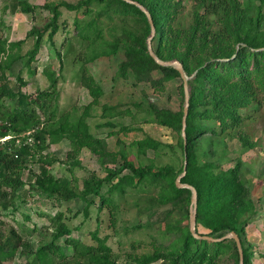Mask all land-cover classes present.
I'll return each mask as SVG.
<instances>
[{"label":"trees","instance_id":"obj_1","mask_svg":"<svg viewBox=\"0 0 264 264\" xmlns=\"http://www.w3.org/2000/svg\"><path fill=\"white\" fill-rule=\"evenodd\" d=\"M133 1L144 6L152 16L155 27L152 46L158 58L166 61L178 59L189 77L190 100L185 129L183 78L177 68L161 65L151 56L147 42L152 27L147 14L136 3L128 0L47 1L43 7L51 13L49 23L42 29L32 28L26 38L11 41L1 48V52L6 54V68L10 69L16 60L25 57V66L30 67L48 33L50 45L57 48L60 69L45 66L43 74L48 87L39 90L36 96L20 89L14 91L6 80H0V96H8L11 101L6 110H0V139L10 136L8 140L0 141V264L15 258L20 247L28 264H45V256L56 258L55 264H116L107 237L102 238L98 231L93 232L94 244L74 238L63 211L54 216L47 214L53 224L51 239L41 240L36 250L23 239L19 229L12 228L4 236L2 210L18 208L16 200L20 197V189L27 185L22 173L28 169V161L35 157H38L40 171L35 174L30 189L48 195L58 205L80 199L86 204V215L92 198L100 200V208L105 204L118 208L123 200L141 191L146 193L145 211L150 218L156 214L157 206L186 208L185 225L181 219L167 221V230L175 236L169 247L136 257L138 264L159 260L163 264H240L239 250L233 238L211 241L192 234L189 225L192 190L177 185L178 177L185 171L181 182L197 191L196 231L214 238L236 231L242 241L244 264H251L244 233L257 209L243 164L239 161L224 168L213 157H216L218 140L235 137L233 131L239 130L245 119L243 110H255L260 103L259 90L264 92V0H192V21L188 27L176 23L184 0ZM19 4L25 13H33L38 8L26 0H19ZM63 9L74 13L71 25L67 19H62ZM59 31L66 34L60 47L55 41ZM32 36H35L33 47L20 54L26 39ZM74 39L84 49L79 52L83 60L80 83L87 88L92 101L80 113L73 106L59 115L57 101L64 60L62 48L67 44L64 53L68 56L74 51ZM120 53L124 59L116 72L118 78H132L134 84L148 81L154 88H164L167 82L180 80L177 88L183 98L179 109L161 107L151 100L139 101L134 102L137 111L131 116L140 119L144 113L146 123H154L179 134L177 146L182 151L184 164L180 168L171 163L158 169L151 164L137 167L123 154V163L118 168H109L104 177L91 174L78 189L67 177L54 174L51 165L60 159L45 153V150L50 144L67 139L71 144L70 158H75L83 147L91 148L102 159L116 156L105 149L104 140L91 132L88 118L93 115V106L100 105L102 115L109 119L104 125L114 127L116 124L111 119L129 114L130 107L122 108L126 106L123 103H102L104 89L87 65L102 57L112 59ZM155 72L160 76L155 77ZM260 75L262 78L259 80ZM18 80L20 87L26 85L22 76L18 75ZM38 109L44 114L43 120ZM127 129V126L121 127V130ZM30 130H33V144L27 142L28 136L24 135ZM241 138L245 139L244 135ZM206 140L210 149L203 150ZM246 144L245 140L243 145ZM137 145L140 149L147 146L158 150L170 146L151 136L142 138ZM201 149L203 156L210 153L211 157L199 158ZM126 169L131 172L123 174ZM105 186L107 189L104 191ZM79 212L76 210L75 215ZM26 219L31 218L27 215ZM199 224L209 232L201 233ZM20 228L29 231L24 222ZM36 230L34 225L31 231ZM64 237L67 250L58 243Z\"/></svg>","mask_w":264,"mask_h":264},{"label":"rangeland","instance_id":"obj_2","mask_svg":"<svg viewBox=\"0 0 264 264\" xmlns=\"http://www.w3.org/2000/svg\"><path fill=\"white\" fill-rule=\"evenodd\" d=\"M30 4H35L38 8L33 13H25L21 11L19 0H0V80L7 81L9 86L14 90L19 89L26 94L36 96L41 89L48 87L47 80L43 74L45 66H54L60 69V62L57 58V52L54 46L50 45L48 33L44 37L43 45L32 61L30 67L25 66V59H18L12 67L6 68V54L1 52V48L11 41H17L27 37L28 31L36 27L42 29L51 18L49 10L43 6L47 1H68L76 3L78 0H26ZM247 2L248 0H242ZM258 3V2H257ZM184 7L180 10L176 23L184 27L192 21V0H184ZM62 19H67L69 25L72 24L73 14L63 9ZM264 14V5L262 7ZM175 23V20H174ZM175 23V24H176ZM65 32L59 31L55 35V41L58 47L64 41ZM35 42V36L28 37L22 46L20 54L28 52ZM64 43V42H63ZM74 51L68 56L64 52L67 51V44L62 48L64 60L61 70V76L58 82L59 97L57 101L58 114H62L76 106L77 113L83 111L84 107L92 101V97L80 83V74L82 70L83 60L79 52L84 50L82 45L74 39ZM123 54L106 58L102 62H93L88 64V68L92 73L101 77L104 96L102 103L110 104L123 103L122 108L130 107V113L123 114L112 118L116 126L111 127L104 125L109 119L102 115L100 105L93 106L92 113L88 118L91 132L97 137L105 141V149L108 152L115 153V157L106 156L103 159L91 148L83 147L75 158H70L68 153L71 151V144L67 139L60 143L50 144L45 153H50L60 159L51 165V169L58 177H67L74 187L81 189L83 180L91 174H97L104 177L108 173L109 168H118L123 163V157L132 161L137 167L145 164L152 165L155 169L164 164L171 163L177 168L184 164V157L181 149L177 146L179 134L173 133L172 130L163 128L154 123H146L144 121V113L140 119L131 116L136 113L137 108L134 102L153 101L161 107H169L179 109L183 96L179 93L177 86L180 80L176 79L165 84L164 88H154L150 82L143 81L134 84L133 79L123 80L118 78L116 72L119 64L123 60ZM100 61V60H99ZM155 77L160 76L154 73ZM18 75L22 76L26 85L20 87ZM103 77V78H102ZM118 80H115L117 79ZM262 76H258L260 80ZM259 104L255 110L249 112L243 110L245 119L242 121L239 130L233 131L235 137L227 136L225 139L218 140L216 144V157L224 168L231 167L241 161L246 178L248 179L252 190L253 200L257 212L252 215L245 228L244 239L246 246L249 247L250 263L264 264V92L259 90ZM0 110L4 111L11 104L8 96H0ZM42 120L44 114L38 109ZM248 114V115H246ZM138 120V121H137ZM122 126L129 129L121 130ZM239 133H235V132ZM231 132V131H230ZM244 135L245 139L241 138ZM146 136H151L166 144L168 147L158 150L147 146L139 148L138 141ZM246 145H243L244 141ZM34 137L30 143L33 144ZM210 149L208 141L203 142L202 149ZM199 150V158L211 157V154L203 156ZM124 154V156H123ZM151 160V161H150ZM186 163V161H185ZM185 167V166H184ZM40 171V163L38 157L28 161V169L23 170V178L26 186L21 188L20 197L16 200L17 209L12 208L2 210V224L4 236H7L12 228L19 229L23 239L30 242L34 250L40 244V241L51 239L53 224L47 214L54 216L58 211L66 214V222L72 228V236L79 238L87 244H94L96 241L92 237L93 232L98 231L100 237H107L108 244L112 247L116 264H138L135 258L157 250L167 249L174 240V234L167 230V221L176 219L183 220L185 225L186 208H173L172 206H157L156 214L150 218L145 211L147 205L146 193L138 192L128 197L127 200L121 202V206L113 208L112 205L105 204L100 208V200L92 198L93 202L89 206L88 215L84 212L85 202L80 199L72 201H64L58 205L56 201L44 193H40L29 185L35 181V174ZM126 169L123 174L130 173ZM182 176V174L180 175ZM116 180V179H115ZM28 189H30L28 191ZM107 186L104 187V191ZM191 205V202H190ZM80 212L75 215V211ZM111 212H114L113 214ZM190 212V206H189ZM27 215L30 220L26 219ZM190 219V214H189ZM24 222L29 231H22L20 224ZM34 225L37 227L33 230ZM201 233L206 234L209 229L201 224L198 225ZM229 234V233H228ZM226 234V235H228ZM65 237L60 239L58 243L63 245L67 250ZM42 242V241H41ZM22 248H19L15 258L5 262V264H28L27 258L21 254ZM43 260L50 264H55L57 259L53 257H44ZM45 262V264H47ZM151 264H163L162 260ZM230 264V263H226Z\"/></svg>","mask_w":264,"mask_h":264},{"label":"water","instance_id":"obj_3","mask_svg":"<svg viewBox=\"0 0 264 264\" xmlns=\"http://www.w3.org/2000/svg\"><path fill=\"white\" fill-rule=\"evenodd\" d=\"M131 2L136 3L148 16L149 22L151 24L152 27V33L148 38V50L151 54V56L161 65H165V66H174L175 68L178 69V71L181 74V77L183 78L184 81V89H185V107H184V116H183V130L186 127L187 124V116L189 113V100H190V89H189V85H188V80L189 77L187 76V74L185 73L184 67L181 63V61H179L178 59H174V60H161L160 58H158V56L156 55V53L153 50V46H152V38L155 34V27H154V23H153V19L151 14L149 13V11L142 6L140 3L135 2L133 0H128ZM187 164V161H186ZM186 168V165H185ZM185 174V171L182 175ZM177 185L178 187H188L192 190V198H191V205H190V220H189V225H190V230L192 232V234L197 237V238H202V239H208L211 241H221L224 240L226 238H233L236 241L238 250H239V254H240V264H244V251H243V246H242V241L241 238L239 236V234L236 231H231L228 235L222 236L220 238H214L212 236L209 235H201L196 231V225H197V191L196 189L186 183H182L181 182V176L178 177L177 179Z\"/></svg>","mask_w":264,"mask_h":264},{"label":"built area","instance_id":"obj_4","mask_svg":"<svg viewBox=\"0 0 264 264\" xmlns=\"http://www.w3.org/2000/svg\"><path fill=\"white\" fill-rule=\"evenodd\" d=\"M32 133H33V130H30V131H27V132L24 133V135L28 136L27 142H29V143L33 139ZM9 138H10V136H7L5 138H1L0 141L4 142V141L8 140Z\"/></svg>","mask_w":264,"mask_h":264},{"label":"crops","instance_id":"obj_5","mask_svg":"<svg viewBox=\"0 0 264 264\" xmlns=\"http://www.w3.org/2000/svg\"><path fill=\"white\" fill-rule=\"evenodd\" d=\"M104 59H105V57H102V58H100L99 60H97L96 62H102V61H104ZM95 62V63H96ZM93 75L95 76V78L97 79V81L102 85V81H101V77L98 75H96L95 73H93ZM103 78V77H102ZM103 87V86H102Z\"/></svg>","mask_w":264,"mask_h":264}]
</instances>
